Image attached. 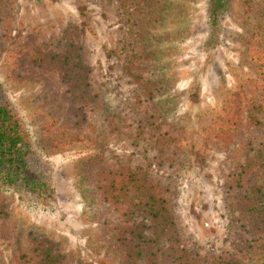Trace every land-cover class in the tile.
Instances as JSON below:
<instances>
[{"label": "rangeland", "instance_id": "rangeland-1", "mask_svg": "<svg viewBox=\"0 0 264 264\" xmlns=\"http://www.w3.org/2000/svg\"><path fill=\"white\" fill-rule=\"evenodd\" d=\"M117 4V0H0V83L34 145L51 164L56 191L55 202L48 206L5 193L10 225L0 221L1 264H17L13 237L27 229L56 242L66 264H120L105 249V234L92 214L85 178L94 167L128 157L144 164L140 151L129 138L110 134L102 126L92 131L72 127L64 116L62 85L55 73L40 71L27 61L34 47L46 49L68 36L81 43L92 84L104 102L122 103L140 117L133 94L144 99L141 83L129 71L144 82L147 66L132 56L131 46L140 34L132 32L136 24H129L128 30ZM206 10L207 0H170L160 15L150 16L161 81L153 101L177 132L181 127L174 164L150 168L167 183L175 223L200 253L264 264V248L230 223L222 202V181L241 156L246 130L240 126L225 143L216 121L223 98L236 86L264 101V70L246 54L248 31L264 20V0H228L209 47L204 45ZM258 116L264 121V114ZM252 131L264 134L261 125Z\"/></svg>", "mask_w": 264, "mask_h": 264}, {"label": "trees", "instance_id": "trees-1", "mask_svg": "<svg viewBox=\"0 0 264 264\" xmlns=\"http://www.w3.org/2000/svg\"><path fill=\"white\" fill-rule=\"evenodd\" d=\"M169 2L117 0L127 24H136L132 32L140 34V40L131 46L132 56L147 66L144 82L129 71L141 83L144 99L140 100L137 92L133 94L138 99L140 117L132 115L122 103L108 106L104 102L92 84L81 43L68 36L57 38L46 49L34 47L27 61L40 71L55 73L62 85L59 98L64 102V116L72 127L92 131L102 126L110 134L129 138L140 151L144 164L132 163L128 157L111 166L94 167L85 178L91 211L99 231L105 234L107 252L114 253L120 264H246L221 254L209 258L192 246L175 223L167 183L150 168L174 164L177 133L181 134V127L177 132L153 101L157 98L153 92L160 89L161 81L150 16L160 15ZM227 3L207 0L205 46L214 43ZM246 36L248 59L264 70V20H257ZM258 113L264 114V101L247 96L241 86H236L223 98L216 121L218 135L225 143L240 126L246 130L240 143L241 156L222 181V202L230 223L259 241L263 249L264 134L252 131L261 125L264 132V121ZM5 193L44 206L56 200L51 164L34 145L0 83V221L10 225ZM20 232L13 237L12 257L17 264H66L64 253L52 239L32 229Z\"/></svg>", "mask_w": 264, "mask_h": 264}]
</instances>
